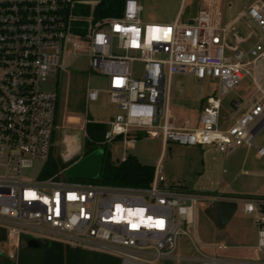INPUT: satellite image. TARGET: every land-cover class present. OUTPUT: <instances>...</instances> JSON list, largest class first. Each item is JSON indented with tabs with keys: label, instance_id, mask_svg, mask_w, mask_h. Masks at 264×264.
<instances>
[{
	"label": "built area",
	"instance_id": "obj_1",
	"mask_svg": "<svg viewBox=\"0 0 264 264\" xmlns=\"http://www.w3.org/2000/svg\"><path fill=\"white\" fill-rule=\"evenodd\" d=\"M219 1L200 0L191 21L180 22L178 11L170 23L143 24L139 0H125L122 16L93 23L86 0H0V261L18 264L27 240L36 239L113 256L119 264H264L263 197L229 198L256 224L251 247L257 255L238 257L230 254L231 245L202 247L194 240L197 203L221 199L167 184L161 156L146 187L73 180L64 175L66 168L45 174L59 127L57 94L42 85L65 69L68 49L108 78L102 91L118 112L104 123L98 144L120 141L118 161L141 133L160 135L163 149L167 142L212 144L228 154L251 145L264 125V0L245 9L261 38L230 54ZM116 49L122 53L114 54ZM135 62L141 64L138 73ZM174 75L217 80V93L205 98L194 127L176 125L170 113ZM245 77L253 92L232 101L231 122L220 128L222 97ZM99 91L87 84L85 106ZM89 122L84 119L85 138ZM185 244L188 253L181 251Z\"/></svg>",
	"mask_w": 264,
	"mask_h": 264
},
{
	"label": "rangeland",
	"instance_id": "obj_2",
	"mask_svg": "<svg viewBox=\"0 0 264 264\" xmlns=\"http://www.w3.org/2000/svg\"><path fill=\"white\" fill-rule=\"evenodd\" d=\"M247 0H220L221 18L231 13L234 6L245 8ZM251 1V0H248ZM93 0H86L85 6L91 7ZM142 7L140 19L142 23H170L178 11L180 22H185L197 12L200 0H139ZM235 7V8H236ZM240 23L246 25L247 19L240 17ZM121 54V50H114ZM65 69L49 75L43 88L53 90L57 94L55 123L58 124L56 139L65 141L69 154L63 157L61 145L58 143L52 150V157L61 163L59 169L66 168L81 158L84 145V119L91 122H108L118 112L104 90L108 78L95 72L87 65V57L74 56L68 49L63 56ZM140 63L132 65L138 73ZM87 84L100 89L98 98L84 104V93ZM217 80L211 78L198 79L192 75H174L170 83L168 107L176 125L194 127L198 124L200 111L207 96L216 94ZM253 92V84L245 77L238 86L222 97L220 109V128L231 122L234 112L232 101L244 100ZM73 115L80 118V124L67 118ZM238 114H236L237 116ZM264 146V125L253 137L251 145H241L228 154L220 152L212 144L181 145L167 142L162 147L161 136H149L141 133L132 147L125 154L135 156L141 163L155 166L161 156L166 183L177 188L219 197L220 201H200L195 207L194 240L200 246H213L219 243L231 245L230 254L238 257H249L253 253L256 242V224L253 215L242 212L241 205L230 202L229 198L246 196L257 192L264 193V174H249L243 170L264 172V154H258V148ZM102 148V147H98ZM103 150V148H102ZM111 159L118 161L123 148L120 141L106 145ZM64 175L73 180L92 182L94 178ZM230 202V203H229ZM183 240L182 242H184ZM188 240L186 243L188 244ZM183 245L181 251L188 253L189 248ZM248 248H244L245 246ZM244 246V247H243ZM204 247V248H205ZM250 247V248H249ZM264 262V252L259 253Z\"/></svg>",
	"mask_w": 264,
	"mask_h": 264
},
{
	"label": "trees",
	"instance_id": "obj_3",
	"mask_svg": "<svg viewBox=\"0 0 264 264\" xmlns=\"http://www.w3.org/2000/svg\"><path fill=\"white\" fill-rule=\"evenodd\" d=\"M125 0H95L93 5L85 7L91 15L92 23L109 17H119L123 14ZM87 137L84 140L83 156L99 146L104 154L96 183L124 186L146 187L153 175V166L141 163L135 156L128 154L124 161H114L107 144H98L103 137L106 126L103 122H89L85 126ZM61 163L51 156L47 161L45 174H53L59 170ZM230 203V202H229ZM232 203V202H231ZM0 264H12L6 260ZM18 264H119L117 258L105 254L72 248L56 242H43L40 248L22 247Z\"/></svg>",
	"mask_w": 264,
	"mask_h": 264
},
{
	"label": "crops",
	"instance_id": "obj_4",
	"mask_svg": "<svg viewBox=\"0 0 264 264\" xmlns=\"http://www.w3.org/2000/svg\"><path fill=\"white\" fill-rule=\"evenodd\" d=\"M255 1L256 0H251V1L247 0L245 8L239 9V7L234 6V8L231 9L230 14H228L224 19L223 18L220 19V25L225 28L223 40H224L226 53L230 54L236 49H247L261 38L260 28L258 27L256 22L253 21L245 13V9L247 5L254 3ZM195 15L188 18L187 21L193 20ZM240 17L246 18L248 23L246 25L240 23ZM243 172L249 174L251 173L264 174V172L248 171V170H243ZM245 195L258 196L264 198V193L261 192H257V193L255 192L253 194H245ZM256 255L257 253L253 250V253L251 252L250 257H255Z\"/></svg>",
	"mask_w": 264,
	"mask_h": 264
},
{
	"label": "water",
	"instance_id": "obj_5",
	"mask_svg": "<svg viewBox=\"0 0 264 264\" xmlns=\"http://www.w3.org/2000/svg\"><path fill=\"white\" fill-rule=\"evenodd\" d=\"M62 148L63 157L67 158L69 151L65 141L59 142ZM104 151L102 148H97L90 152L89 154L79 158L78 160L71 163L67 169L66 173L69 176L75 177H88L95 178L98 176ZM42 243L36 239H28L26 247L28 248H40Z\"/></svg>",
	"mask_w": 264,
	"mask_h": 264
}]
</instances>
